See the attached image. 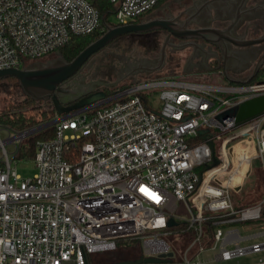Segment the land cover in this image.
Listing matches in <instances>:
<instances>
[{
	"label": "built area",
	"instance_id": "obj_1",
	"mask_svg": "<svg viewBox=\"0 0 264 264\" xmlns=\"http://www.w3.org/2000/svg\"><path fill=\"white\" fill-rule=\"evenodd\" d=\"M110 1L123 25L160 0ZM99 20L91 0H0V70L47 60ZM249 79H139L21 129L0 124V264H88V255L115 250L119 240H135L142 257L171 252L170 262L182 264L262 250L264 242L241 244L253 234L219 227L261 219L264 209V193L240 207L233 198L254 162L264 175V112L237 121L242 103L264 95V70ZM50 128L36 142V173L22 178L14 167L21 145ZM171 217L185 228L168 230ZM169 236L185 237L181 252ZM216 245L212 259H197Z\"/></svg>",
	"mask_w": 264,
	"mask_h": 264
},
{
	"label": "rangeland",
	"instance_id": "obj_2",
	"mask_svg": "<svg viewBox=\"0 0 264 264\" xmlns=\"http://www.w3.org/2000/svg\"><path fill=\"white\" fill-rule=\"evenodd\" d=\"M183 2V0H181ZM180 1V3H181ZM165 2L161 0L158 4L149 10L153 12L155 9L160 8V6ZM173 11L170 13L173 16H177L180 11L178 5L171 8ZM168 9H160L159 12H165ZM148 13V12H147ZM111 22H114L113 15L109 18ZM164 40L161 37L157 39H152L150 34H144L140 37L135 35H122L114 39L105 48L95 53L87 61L86 67L82 72V75L87 79V86L85 90L88 89H101V90H114L115 88L121 87L128 83L135 82L137 80L141 81L143 79L148 80H158V79H176L183 81H194L200 79L203 82L209 83L211 85H228L230 79L243 80L246 78V74H233L234 76L226 77L216 72H203L202 74H196L198 77L192 74H181L183 72V65H185L187 58L191 53V48L189 47H178L174 50L172 45H166L165 47V58L160 67V69L154 71H147L144 69L143 63H149L148 66H153L157 64L160 58V52ZM58 52L50 55L48 58L52 59L56 56ZM248 58V54L245 55ZM51 57V58H50ZM47 58V60H49ZM44 60V59H42ZM45 60V61H47ZM154 61L152 64L150 62ZM245 62V61H244ZM243 62L241 63V65ZM147 66V65H146ZM167 72H172L167 73ZM167 73V74H166ZM83 76V77H84ZM143 78V79H141ZM197 78V79H196ZM158 90V88H154ZM16 96L19 101L23 100L21 91L17 92ZM48 104V103H45ZM9 105V100L6 94L0 93V111L7 108ZM48 108V106H46ZM2 136L4 134L2 133ZM243 142L237 141V144H242ZM243 145V144H242ZM17 173L22 178L32 177L36 173V167L32 159H21L14 165ZM247 167L244 168L245 172ZM228 172L220 175V181H225ZM243 191L245 194L246 202L254 201V199L261 196L264 193V176L262 172L255 168L250 171L248 176H244L243 179ZM257 194V195H256ZM219 227L226 231L228 229L236 228L239 232L244 234H253L256 232H264V224L259 221L252 220L247 222H231L224 225H219ZM183 236H169L168 241L172 247L181 252L182 246L186 245ZM253 241L264 242V235L249 238L241 242L242 245H249ZM122 254H128L133 252V248H121ZM175 250V253H176ZM219 250V245H216L214 249H205L198 255L199 260L203 261L206 259H212L214 255ZM121 254V255H122ZM129 255V254H128ZM98 256V255H97ZM93 256L94 262L98 263V258L101 256ZM204 264H264V248L256 253H247L243 256L233 258L228 261H216L208 262Z\"/></svg>",
	"mask_w": 264,
	"mask_h": 264
},
{
	"label": "water",
	"instance_id": "obj_3",
	"mask_svg": "<svg viewBox=\"0 0 264 264\" xmlns=\"http://www.w3.org/2000/svg\"><path fill=\"white\" fill-rule=\"evenodd\" d=\"M155 29H165L169 35H173L180 39H190L191 42L183 44L181 47H196L192 42L196 39H202L205 43L215 46L221 55L226 56L230 49L227 44L230 43L235 48H244L248 46L259 45L264 42V34L256 38H242L232 35L229 27L226 29H216L211 27L206 28H187L186 24L179 25L171 19L154 18L143 22H133L123 25L106 26L104 33L95 40L88 43L76 56L67 61L58 52L55 59L47 61H36L22 68H4L0 70V79L6 77H14L26 97H30L35 101L52 100L57 108L58 114L69 112L73 109L81 107L87 103L103 98V90H98L89 94L87 97L78 103L69 106H63L60 102L59 93L66 92L61 88V84L71 79L85 65L87 60L96 52L105 48L117 37L128 33H141ZM165 38L160 58L156 65L143 66L147 71L160 69L165 58V47L170 45ZM234 53H239L236 50ZM233 53V54H234ZM151 62L150 64H152ZM251 74L249 76L253 77ZM233 112V111H232ZM264 112V95L251 98L241 104L237 111V121H246ZM210 146L212 144L210 143ZM217 160L214 159L216 164ZM168 226H174L175 220L171 217L167 222ZM172 253L162 254L159 257H140L136 260L121 261L115 264H182L170 262ZM61 264H75L71 261H61Z\"/></svg>",
	"mask_w": 264,
	"mask_h": 264
},
{
	"label": "flooded vegetation",
	"instance_id": "obj_4",
	"mask_svg": "<svg viewBox=\"0 0 264 264\" xmlns=\"http://www.w3.org/2000/svg\"><path fill=\"white\" fill-rule=\"evenodd\" d=\"M178 7L181 12H179L177 16H173L170 13V11L172 12L173 10L169 8L168 11L161 13L148 12L137 22L162 18L171 19L179 25L186 24L187 28L194 29L211 27L223 30L229 27L232 35L242 38H256L264 34V27H260L261 29H259L258 32L254 29L255 24H257L256 19H258L257 12L261 13L262 16L259 19L264 23V0L255 1V3L249 0H186V2L180 3ZM144 34H150L152 39L161 37L165 40L169 32L165 29H155L127 35L140 37ZM167 41L173 46L172 48L174 50H177L179 46L181 47L183 44H187L192 40L180 39L173 35H169ZM192 43L196 47H189V49L191 48V53L184 65V69L187 71L206 69L208 72H216L226 77L233 76V74H247L246 77H248L251 74H258L264 70V42L259 45L244 48H235L228 43L227 47L230 49L229 53L231 54H227L224 57L215 46L205 43L202 39H196ZM254 47L256 50H254ZM249 48H253V50L249 52L247 58L243 50ZM235 50L239 53H234ZM56 57L57 55L52 59ZM242 62L243 64L241 65ZM86 64L87 62L71 79L61 84V88L66 90V92L59 93L60 102L63 106H69L83 101L89 94L101 90L97 88L85 90L87 79L82 75V72ZM143 64L145 66L149 65V63L146 62ZM103 92L105 93L106 91L103 90ZM47 102L53 103L51 99ZM128 254H122L118 262L135 258V254Z\"/></svg>",
	"mask_w": 264,
	"mask_h": 264
},
{
	"label": "trees",
	"instance_id": "obj_5",
	"mask_svg": "<svg viewBox=\"0 0 264 264\" xmlns=\"http://www.w3.org/2000/svg\"><path fill=\"white\" fill-rule=\"evenodd\" d=\"M91 3L99 12V16H100L99 25L95 31L89 34L73 35L70 38V40L59 49L60 54L67 61L71 60L74 56H76L88 43L101 36L104 33L107 25L109 26L116 25L114 22H111L109 18L116 11L117 2L114 3L111 2L110 0H91ZM259 76H260V72L258 74H255L253 77H250L249 81L256 80L258 79ZM19 91H21L22 93L21 95L23 96V100L21 101H19L16 97L18 95L17 92ZM111 91L112 90H106L105 94H109L111 93ZM0 93L6 94L9 100L8 107L0 111V124H6L13 128L21 129L26 126H30L35 123L45 121L53 117L54 115L58 114L57 108L55 107L54 103H48L42 100L35 101L30 97H26L25 94L22 92L17 79L14 77H6L0 79ZM46 106H48V108H46ZM52 134L53 131L50 128L28 137L21 145V148L16 158L19 160L26 158L33 159L36 150L37 140L46 139L48 137H51ZM212 163L214 162H211V164ZM254 164H255V168L259 169L258 167L259 165L257 162L253 163L252 168L254 167ZM203 168H206V166L201 167L199 171L202 170ZM260 195L262 196V194ZM261 196H259L258 198H260ZM245 197L246 196L244 194L243 187L240 189L238 193H234L233 198H234L235 207H240L243 206L245 203H247ZM258 198L254 199V201H256ZM254 201H249V202H254ZM261 215L262 218L256 221H259L261 224H263L264 209L262 210ZM175 222L176 224L174 226H169L167 227V229L172 230L175 233H178L181 230H183L186 226L185 223L181 220H175ZM206 229L209 234L207 235V238H205L203 245L208 247L213 243V239L211 237L213 226L211 225L210 222L206 224ZM190 234L191 231H189L187 235L189 239L191 237ZM129 247L133 249H137V252L136 250L130 252L131 254H135L134 256L135 258L132 260H136L142 256L140 245L135 240H119L117 242V247L115 250L98 252L88 255L87 256L88 264H115L118 261H120V257L122 254L121 248H129ZM97 255L98 256L103 255L100 258H98L99 259L98 263L94 262L93 260V256L95 257Z\"/></svg>",
	"mask_w": 264,
	"mask_h": 264
},
{
	"label": "crops",
	"instance_id": "obj_6",
	"mask_svg": "<svg viewBox=\"0 0 264 264\" xmlns=\"http://www.w3.org/2000/svg\"><path fill=\"white\" fill-rule=\"evenodd\" d=\"M180 1L181 0H165V2L160 6V8H157V9H155L153 12H159V10L160 9H169V8H172V7H175L176 5H179L180 4ZM249 1H251V2H253V3H255V1H262V0H249ZM183 2H186V0H183ZM181 3H182V1H181ZM258 16V19H256L257 20V24H255V28L254 29H256L255 31L256 32H258L259 31V29H261L262 27H264V23L262 22V20H260L259 18L262 16L261 15V13H259V12H257L256 13ZM255 20V21H256ZM261 27V28H260ZM258 48V47H257ZM253 50V48L251 49V48H249V49H244L243 51V53L244 54H249V52H251ZM254 50H256V48L254 47ZM152 62H154V61H152ZM183 67H184V65H183ZM207 70L206 69H201V70H198V69H195L194 71H187L186 69H184L183 68V72H181V74H192V75H195V77H198V75H196V74H202L203 72H206ZM167 73H172V72H167ZM166 73V74H167ZM247 75V74H246ZM234 76V75H233ZM197 79V78H196ZM259 170L261 171V169L259 168ZM262 172V171H261ZM263 174V173H262ZM264 176V175H263ZM262 235H264V232L263 231H261V232H256V233H253V236L251 237V238H254V237H258V236H262ZM254 242V241H253Z\"/></svg>",
	"mask_w": 264,
	"mask_h": 264
}]
</instances>
